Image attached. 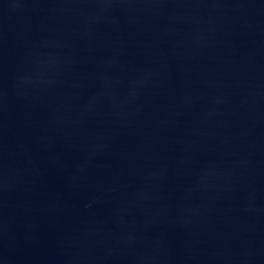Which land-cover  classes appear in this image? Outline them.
<instances>
[{
  "label": "water",
  "instance_id": "1",
  "mask_svg": "<svg viewBox=\"0 0 264 264\" xmlns=\"http://www.w3.org/2000/svg\"><path fill=\"white\" fill-rule=\"evenodd\" d=\"M0 264H264V0H0Z\"/></svg>",
  "mask_w": 264,
  "mask_h": 264
}]
</instances>
